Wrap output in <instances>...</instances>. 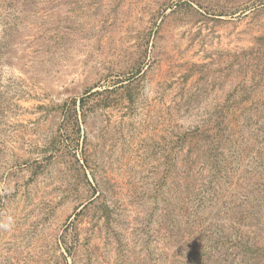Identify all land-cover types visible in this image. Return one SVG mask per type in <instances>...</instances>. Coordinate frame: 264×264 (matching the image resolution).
Listing matches in <instances>:
<instances>
[{
    "label": "rangeland",
    "instance_id": "obj_1",
    "mask_svg": "<svg viewBox=\"0 0 264 264\" xmlns=\"http://www.w3.org/2000/svg\"><path fill=\"white\" fill-rule=\"evenodd\" d=\"M0 264H264V0H0Z\"/></svg>",
    "mask_w": 264,
    "mask_h": 264
}]
</instances>
